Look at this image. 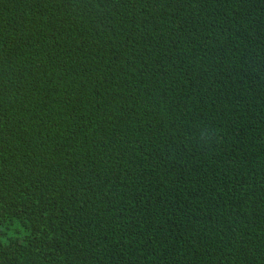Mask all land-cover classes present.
Returning <instances> with one entry per match:
<instances>
[{
	"label": "trees",
	"instance_id": "16d2710c",
	"mask_svg": "<svg viewBox=\"0 0 264 264\" xmlns=\"http://www.w3.org/2000/svg\"><path fill=\"white\" fill-rule=\"evenodd\" d=\"M0 264H264V0H0Z\"/></svg>",
	"mask_w": 264,
	"mask_h": 264
}]
</instances>
